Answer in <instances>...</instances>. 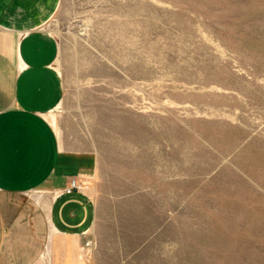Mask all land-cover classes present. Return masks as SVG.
I'll list each match as a JSON object with an SVG mask.
<instances>
[{"label":"crops","instance_id":"obj_1","mask_svg":"<svg viewBox=\"0 0 264 264\" xmlns=\"http://www.w3.org/2000/svg\"><path fill=\"white\" fill-rule=\"evenodd\" d=\"M60 2L0 0V264L191 259L193 243L213 241L193 229L240 225L216 220L224 199L194 181L211 174L193 172L190 131L177 138L136 108L84 134L56 114L59 47L44 27ZM72 180L79 189L66 195Z\"/></svg>","mask_w":264,"mask_h":264},{"label":"rangeland","instance_id":"obj_2","mask_svg":"<svg viewBox=\"0 0 264 264\" xmlns=\"http://www.w3.org/2000/svg\"><path fill=\"white\" fill-rule=\"evenodd\" d=\"M44 29L59 47L57 115L87 134L137 108L190 131L192 171L218 173L194 181L224 199L216 220L240 226L193 229L213 241L174 264H264V228L241 227L264 221V0H61Z\"/></svg>","mask_w":264,"mask_h":264},{"label":"built area","instance_id":"obj_3","mask_svg":"<svg viewBox=\"0 0 264 264\" xmlns=\"http://www.w3.org/2000/svg\"><path fill=\"white\" fill-rule=\"evenodd\" d=\"M79 185L76 183V181L72 180L69 184V187L65 190L66 195H71L74 191H78ZM91 243H86V246L89 247Z\"/></svg>","mask_w":264,"mask_h":264}]
</instances>
